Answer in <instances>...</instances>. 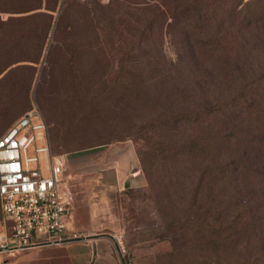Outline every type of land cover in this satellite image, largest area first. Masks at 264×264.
<instances>
[{
  "label": "rangeland",
  "instance_id": "rangeland-1",
  "mask_svg": "<svg viewBox=\"0 0 264 264\" xmlns=\"http://www.w3.org/2000/svg\"><path fill=\"white\" fill-rule=\"evenodd\" d=\"M176 5L175 0L60 1L49 41L59 44L58 50L50 60L45 51L36 69L0 81V90L10 89L0 92V120L15 123L37 105L53 150L64 141L71 176L98 184L92 194L103 204L104 232L114 236L107 263L264 264V135L255 138L250 131L264 128V107L243 109L233 125L225 117L213 154L202 148L197 155L169 153L172 143L193 141L206 122L181 125L180 136H173V126L160 131L161 138L152 132L156 126L144 129L161 113L189 106L164 103L161 92L171 89L173 80L189 88L195 107H220L244 84L264 94V47L253 31L231 32L236 37L230 38L229 51H240L237 77L241 72L245 81L233 80L225 50L200 48L204 40L162 17ZM193 45L199 47L194 56ZM161 76H168L165 82ZM113 89L123 91L122 109ZM128 148L136 153L140 172L128 178L126 188L114 166ZM68 183L74 198L81 197L82 186Z\"/></svg>",
  "mask_w": 264,
  "mask_h": 264
},
{
  "label": "trees",
  "instance_id": "trees-1",
  "mask_svg": "<svg viewBox=\"0 0 264 264\" xmlns=\"http://www.w3.org/2000/svg\"><path fill=\"white\" fill-rule=\"evenodd\" d=\"M61 0H57L55 3L59 6ZM177 5L175 9L170 10L169 14L162 13V17L167 16L172 17L175 25H182L185 32L191 33L195 37L196 40L203 41L201 42L200 48H211V50L222 51L225 50L226 57L229 59L230 66L232 70L230 71V77L233 80H242V73L240 72L237 77L238 64H241L242 56L240 51L235 50L232 54L229 51V47L232 45L230 38L236 37L234 34H231L233 30L235 31L237 28V34L242 33L243 28H245V33H250L253 31V35H255V41L258 46L264 47V0H175ZM180 6H185V8L180 9ZM219 6V7H217ZM218 9H217V8ZM49 22L52 20L51 14L47 15ZM167 18V19H168ZM243 27V28H242ZM248 31V32H247ZM205 32V34H204ZM259 32V33H257ZM52 33V27L49 29V34ZM204 34V35H203ZM202 38V40H201ZM237 42V38L234 40ZM245 43V42H243ZM196 46L193 45L190 48L191 55L194 56L196 52ZM49 47V48H48ZM213 47V48H212ZM59 44H54V42H48L46 45L41 46V56L44 55L45 51L49 53L48 60H50L52 55L58 50ZM239 53V55H238ZM199 56V55H198ZM240 57V58H239ZM199 59V58H198ZM42 60V59H41ZM41 60H35L30 62H24L20 60H15L9 62L10 66H16L17 70L21 69H36V65L41 62ZM25 63H32L31 67L25 66ZM245 61H243V66H245ZM196 67L198 63L194 64ZM240 67V66H239ZM5 71V70H4ZM243 71V70H241ZM13 71H10L8 75L4 76L0 79L3 82L4 79L12 77ZM19 70L16 72V76L19 75ZM165 76L162 79L163 82L166 81ZM240 78V79H239ZM185 80V79H184ZM173 85L171 89H164L161 92V97L165 98L164 103L172 100L173 103H178L185 106L181 112H175L173 114H163L161 113L159 118H153L148 120V124L144 127V129L152 130L157 127L154 134L158 137H162L159 135V132L167 129L168 127H174L172 131L173 136H180L178 128L181 125H199L200 122L205 123L207 128L203 131L194 134L193 141H185L179 144L172 143V148L169 149V153L173 156L179 155V151H186L187 154L194 153L199 154L200 149H206L208 154L214 153V149L217 147L218 138H220L219 134L222 131L223 122L225 123L224 118L226 117L230 124L233 125L234 120L233 117L239 116L242 113L243 109H249L254 107V109L258 112L259 108L264 107V94L258 91L256 88L249 87L248 84H244L241 86L240 90L236 93H231V98L229 101L224 102L222 106L215 107V105H210L208 103H202L201 107H195L192 105L193 97L190 95V90L183 84H179L176 80H173ZM186 82V81H185ZM113 97L117 101V107L122 109L121 99L123 98V91L121 89H113ZM194 90V89H192ZM198 102V101H197ZM208 102V101H207ZM27 102L25 101V104ZM192 105V106H190ZM226 109V110H225ZM223 110V112H222ZM225 110V111H224ZM261 125H264V109L261 110ZM257 117V116H256ZM256 117L253 118L252 121L256 120ZM257 121V120H256ZM217 123V124H216ZM236 127V126H234ZM253 132V136L264 135V128H256ZM162 143H165L163 136ZM210 140L208 144H205L206 148L201 147L203 140ZM211 141H214V146ZM110 141L104 142L99 145L108 144ZM64 147V141L61 140L58 144L57 150L54 152L56 154H64L62 153ZM68 152V151H67ZM215 155V154H214ZM211 158V157H210ZM211 164V163H210Z\"/></svg>",
  "mask_w": 264,
  "mask_h": 264
},
{
  "label": "built area",
  "instance_id": "built-area-1",
  "mask_svg": "<svg viewBox=\"0 0 264 264\" xmlns=\"http://www.w3.org/2000/svg\"><path fill=\"white\" fill-rule=\"evenodd\" d=\"M67 154L52 148L49 127L34 105L0 136V204L10 232L0 235V264L19 252L77 239L68 235L73 204Z\"/></svg>",
  "mask_w": 264,
  "mask_h": 264
},
{
  "label": "crops",
  "instance_id": "crops-1",
  "mask_svg": "<svg viewBox=\"0 0 264 264\" xmlns=\"http://www.w3.org/2000/svg\"><path fill=\"white\" fill-rule=\"evenodd\" d=\"M49 1L51 5L48 6ZM57 0H0V79L13 71L16 76V66L9 62L20 60L30 62L41 60V46L50 41L49 29L56 31L54 21L58 13ZM62 2V0H61ZM53 17L51 22L47 15ZM31 67L32 63H25ZM5 70V71H4ZM9 87V86H8ZM2 91L7 88H1ZM0 90V92H2ZM6 92H10V89ZM14 124L13 120H0V135ZM118 171V178L124 183L129 177L139 174L138 157L128 148L127 152L117 157L114 166ZM107 175L104 179H106ZM78 185L82 186L81 197L74 198L73 191L68 183V193L73 204L67 219L69 236L78 238L64 245H51L33 248L19 252L14 258L9 259V264H112L107 263L109 254V241L114 236L104 232L103 204L93 196L98 190V184L87 182L80 176L71 177ZM70 179V180H71ZM83 196V197H82ZM10 232V222L5 217L0 204V235ZM6 256L0 253V263Z\"/></svg>",
  "mask_w": 264,
  "mask_h": 264
},
{
  "label": "water",
  "instance_id": "water-1",
  "mask_svg": "<svg viewBox=\"0 0 264 264\" xmlns=\"http://www.w3.org/2000/svg\"><path fill=\"white\" fill-rule=\"evenodd\" d=\"M125 187H126V188L130 187V181H129V180L126 181V183H125Z\"/></svg>",
  "mask_w": 264,
  "mask_h": 264
}]
</instances>
